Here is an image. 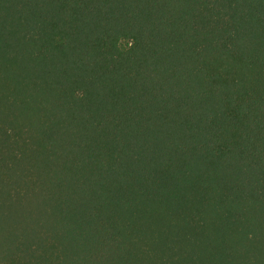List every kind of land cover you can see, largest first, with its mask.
I'll list each match as a JSON object with an SVG mask.
<instances>
[{"label": "trees", "instance_id": "16d2710c", "mask_svg": "<svg viewBox=\"0 0 264 264\" xmlns=\"http://www.w3.org/2000/svg\"><path fill=\"white\" fill-rule=\"evenodd\" d=\"M0 264H264V0H0Z\"/></svg>", "mask_w": 264, "mask_h": 264}]
</instances>
